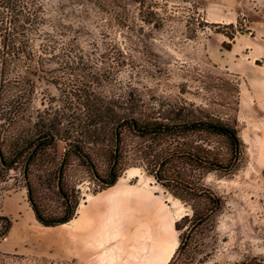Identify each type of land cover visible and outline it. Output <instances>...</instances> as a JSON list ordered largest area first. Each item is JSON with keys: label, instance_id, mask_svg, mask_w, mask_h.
Returning <instances> with one entry per match:
<instances>
[{"label": "rangeland", "instance_id": "rangeland-1", "mask_svg": "<svg viewBox=\"0 0 264 264\" xmlns=\"http://www.w3.org/2000/svg\"><path fill=\"white\" fill-rule=\"evenodd\" d=\"M142 2L144 7L139 9L135 0H44V28L53 31L52 48H41L43 53L39 50V59L48 61L43 65L48 73H38L40 80L27 113L33 115L51 107L64 109L75 118L84 112L79 110L76 94L86 91L93 98L113 103L118 111L134 112V116L149 121L165 120L175 108L201 110L234 126L239 135L242 121L238 108H264V98L253 102L246 96L241 107L237 92L243 80L229 69L249 63L264 68V57L247 62L248 57L243 54L244 46H264V0ZM138 10L143 14L153 12L144 17H151L153 22H143ZM241 13L248 20L245 26L240 21ZM50 82L56 83L57 89ZM68 92L72 95L66 99L63 93ZM64 100L68 108L63 105ZM256 120L259 119H249ZM28 126L24 120L8 130L0 128V154L5 161L12 158L15 149L25 145H16L13 139ZM120 135L115 181L125 177L126 171L149 180L176 202V220L185 213L191 214L193 190L204 189L222 199V206L211 221L191 232L189 264H264V169L247 157L244 143L235 156L221 135L185 131L157 139L152 135L140 137L125 128ZM69 146V142L55 140L54 149L45 150L28 172L33 202L49 219L62 218L69 207L76 211L87 197L107 188L95 178L86 159L71 150L66 154L60 181L67 196L64 200L56 188L54 171ZM112 148L97 142L83 150L104 181L109 178ZM185 148L191 153L208 150L211 170L185 155L165 159L172 150ZM31 149L32 145L9 166L0 164V235L7 225L1 216L5 202L15 198L25 201L33 218L21 219V212L16 224L17 219L7 217L14 232L45 236L65 232L68 221L44 226L36 220L30 206L23 166ZM212 163H231L232 168L227 172ZM155 172L162 181L153 178ZM129 181L132 183L135 178ZM180 183L193 188L187 189L190 193H182L186 202L174 197L182 192ZM174 233L177 246L175 230ZM172 240L168 238V246ZM45 252L7 254L1 251L0 240V264H78L62 254Z\"/></svg>", "mask_w": 264, "mask_h": 264}, {"label": "trees", "instance_id": "trees-1", "mask_svg": "<svg viewBox=\"0 0 264 264\" xmlns=\"http://www.w3.org/2000/svg\"><path fill=\"white\" fill-rule=\"evenodd\" d=\"M142 1L135 0L139 5V9L144 7ZM43 3L44 0H0V128L8 130L21 121L26 120L29 122V126L25 127L23 132L13 139L14 144L25 145L15 149L11 164L32 145V149L28 152L24 162L23 175L27 186L28 201L39 223L44 226H53L65 223L75 215V209L69 207L67 208L68 212L62 218H46L40 213L31 196L27 180L30 166L36 164L40 157L44 155L45 150L54 149L55 140L69 142L70 146L77 145L78 148L73 150H76L86 159L94 176L96 172L92 169L93 166L88 156L83 152L84 148L97 142L113 147L110 150L112 162L110 169L112 167V173L115 176L114 182L118 177L116 175L117 165L120 161L118 144L121 130L124 128L140 137L152 135L157 139L172 133L185 131L221 135L227 140L232 154L235 156L240 154L243 142L238 135L237 129L221 119L214 118L209 113L200 112L201 110L194 112L175 108L170 110L171 115L169 118H165V120L157 118L149 121L134 116V112L118 111L117 108H113L115 107L113 103L93 98L86 91H79L80 93L76 94L79 100V110L84 112L75 118L67 114L64 109L62 111L51 107L36 111L33 115L27 113V109L30 108L33 102L32 97L36 82L40 80L38 73H48L45 70V66H43L48 64V61H45V58L39 59L41 57L39 50L41 51V48L43 50L52 48L50 43L53 40V31L45 30L44 28L46 23ZM151 14L153 12L143 14L142 10H138L140 19L149 24L153 22L150 19L151 17L149 19L144 17ZM43 42H47V44H41ZM41 52L43 53V51ZM50 85L57 89L56 83L50 82ZM69 94L72 95L71 92L63 93L64 98L68 99ZM64 102L63 105H67V102ZM65 108H68V105ZM51 136L53 139L49 141ZM202 151L206 154L203 152V154L191 153L186 148L172 150L165 159L168 160L167 158L170 159L173 156L182 157L185 155L194 163L211 170V158L207 155L208 150ZM114 158H116V162L112 165ZM1 159V165L11 160L5 161L3 158ZM64 162L61 167V173H58V168L57 171H54V177L57 175L56 188L66 200L67 196L62 192L60 185ZM212 165L227 172L231 171L232 168L231 163L225 166L215 163H212ZM157 173L152 174L153 178L156 181H162ZM59 176L60 181L58 180ZM95 178L105 185V181L98 177L97 174ZM108 186L110 185H105L104 187ZM179 186H182V192L174 194V197L181 202H186L187 200H185L182 193H190L189 191L187 192V189L193 190V188L190 189L188 184L183 183H180ZM191 195V200L194 203L190 205L191 214L185 213L174 222V230L177 233L178 241L167 264H189L191 262L193 249L191 247V232L198 225L210 222L216 211L222 206L220 197L211 196V192H206L204 189L193 190Z\"/></svg>", "mask_w": 264, "mask_h": 264}, {"label": "crops", "instance_id": "crops-1", "mask_svg": "<svg viewBox=\"0 0 264 264\" xmlns=\"http://www.w3.org/2000/svg\"><path fill=\"white\" fill-rule=\"evenodd\" d=\"M243 51L247 62L264 57V46H244ZM234 67L229 70L243 80L239 105H245L246 96L253 102L264 98V68L250 63ZM238 118L247 157L264 169V108H238ZM255 118L259 120L249 121ZM129 175L126 171L125 177L79 203L74 217L64 224L65 232L56 235L14 232L7 217H14L18 224L21 212L24 220H31L33 214L25 201H6L1 214L7 224L0 235L1 251L36 255L45 250L78 264H167L176 247L177 204L136 172ZM131 177L135 178L132 183ZM170 237L173 242L168 246Z\"/></svg>", "mask_w": 264, "mask_h": 264}, {"label": "water", "instance_id": "water-1", "mask_svg": "<svg viewBox=\"0 0 264 264\" xmlns=\"http://www.w3.org/2000/svg\"><path fill=\"white\" fill-rule=\"evenodd\" d=\"M52 136L49 138V141H52ZM78 147H77V145H71V146H69L68 147V149L64 152V154H63V156H62V160H61V162H60V165H59V174L61 173V167H62V165H63V162H64V159H65V157H66V154L69 152V151H71V150H73V149H77ZM15 157V156H14ZM13 157V158H14ZM2 157H1V154H0V161L2 160L1 159ZM12 160L13 159H11L9 162H7V163H4V166H9L11 163H12ZM115 162H116V158H114V161H113V164L112 165H114L115 164ZM93 169V168H92ZM94 170V169H93ZM95 176H96V174H95ZM114 178H115V176L113 175V173H112V167H111V169H110V174H109V178H108V180L107 181H105V185H111V184H113V182H114ZM58 180L60 181V176L58 177Z\"/></svg>", "mask_w": 264, "mask_h": 264}, {"label": "built area", "instance_id": "built-area-1", "mask_svg": "<svg viewBox=\"0 0 264 264\" xmlns=\"http://www.w3.org/2000/svg\"><path fill=\"white\" fill-rule=\"evenodd\" d=\"M240 21H241V24L244 25V26H245V25L247 24V22H248L246 16H245L243 13L240 14Z\"/></svg>", "mask_w": 264, "mask_h": 264}]
</instances>
